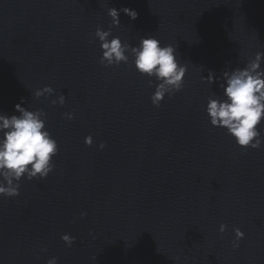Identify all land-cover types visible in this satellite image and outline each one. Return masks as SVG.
<instances>
[{"label": "water", "instance_id": "water-1", "mask_svg": "<svg viewBox=\"0 0 264 264\" xmlns=\"http://www.w3.org/2000/svg\"><path fill=\"white\" fill-rule=\"evenodd\" d=\"M113 7L138 18L111 27ZM98 27L175 47L183 89L153 107L156 82L131 56L100 64ZM257 52L264 0H0V114L42 110L59 149L45 180L0 197V264H264V146L238 148L205 111L224 98L223 73ZM45 86L54 94L35 98Z\"/></svg>", "mask_w": 264, "mask_h": 264}, {"label": "clouds", "instance_id": "clouds-1", "mask_svg": "<svg viewBox=\"0 0 264 264\" xmlns=\"http://www.w3.org/2000/svg\"><path fill=\"white\" fill-rule=\"evenodd\" d=\"M123 12L130 19L138 18L134 9H108L111 18V27L120 25L119 16ZM109 30L95 31V38L100 42L102 55L100 64L105 67H118L121 63L132 64L135 70L148 79V86L156 82L155 91L150 97L153 107L159 108L165 96L171 98L183 89V81L187 68L177 59L175 47L162 45L161 42L149 36L141 38L137 46L122 43L119 37H112ZM264 53L257 52L254 59L250 58L243 68L225 71L222 75L223 83L219 87L223 91V99L209 96L206 113L210 125L225 130L236 146L245 152L248 149L260 150L264 146ZM206 82L217 83L218 79L209 73ZM54 89L45 86L36 90L35 98L50 97ZM66 97L61 94L58 99L52 100L53 106L65 104ZM23 103V100L21 101ZM15 112L8 116L0 114V197L16 198L20 195V181L26 179L45 180L54 171V158L58 155L57 141L46 127V114L42 110L29 111L20 104L15 106ZM70 113H65V119L72 120ZM87 147H91L93 139L87 136L84 140ZM101 143L99 148L103 150ZM86 215L81 213V216ZM226 231V225L219 227L220 234ZM235 239L232 248L239 247V241L244 233L233 228ZM61 240L68 247L75 243V238L65 234ZM95 259V258H94ZM46 264H58L57 258L47 260Z\"/></svg>", "mask_w": 264, "mask_h": 264}]
</instances>
